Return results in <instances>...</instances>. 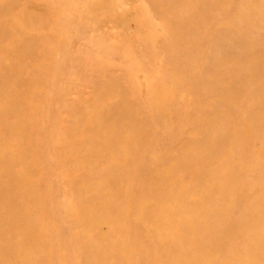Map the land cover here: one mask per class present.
I'll use <instances>...</instances> for the list:
<instances>
[{"label":"rangeland","instance_id":"obj_1","mask_svg":"<svg viewBox=\"0 0 264 264\" xmlns=\"http://www.w3.org/2000/svg\"><path fill=\"white\" fill-rule=\"evenodd\" d=\"M0 264H264V0H0Z\"/></svg>","mask_w":264,"mask_h":264}]
</instances>
